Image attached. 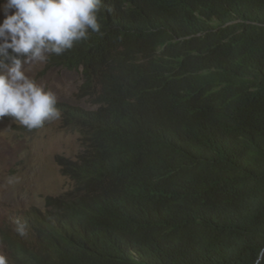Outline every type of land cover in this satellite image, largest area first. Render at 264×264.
<instances>
[{
	"label": "trees",
	"instance_id": "1",
	"mask_svg": "<svg viewBox=\"0 0 264 264\" xmlns=\"http://www.w3.org/2000/svg\"><path fill=\"white\" fill-rule=\"evenodd\" d=\"M157 24L143 39L102 18L99 32L53 54L83 67L94 103L136 85L135 100L154 108L130 131L103 122L102 109L66 108L85 147L67 172L76 191L44 214L42 237L17 248L19 264H70L52 219L86 223L102 264H264V0H170ZM108 56L141 59L145 73ZM114 190L124 220L110 206Z\"/></svg>",
	"mask_w": 264,
	"mask_h": 264
},
{
	"label": "clouds",
	"instance_id": "2",
	"mask_svg": "<svg viewBox=\"0 0 264 264\" xmlns=\"http://www.w3.org/2000/svg\"><path fill=\"white\" fill-rule=\"evenodd\" d=\"M169 3L170 0H4L0 4V15L3 16L0 20V118L12 122L28 134L57 121L60 128L75 131L81 144V150L74 158H56L58 171L72 183L71 189L45 195L26 208L5 210L0 229V250L4 253L0 254V264H19L15 255L17 248L42 237L50 225L44 214L53 209L54 202L67 199L76 191V180L67 172L85 147L81 134L65 122L66 108L84 111L102 109V121L117 122L120 131L135 129L142 114L154 108L135 100L139 92L136 85L126 86L125 95L120 100L94 103L82 90L85 82L83 67L65 68L52 59L53 54L61 55L76 42L87 39L90 32H99L102 18L117 21L124 27L130 23L143 39H153L158 33L157 19L167 13ZM36 63H45L41 72L52 67L80 72L81 84L74 94L77 104L57 102L53 91L27 75L25 65ZM106 64L120 66L129 74L145 73L141 59L120 61L108 56ZM19 181L20 177L15 175L7 178L8 185L18 184ZM110 206L118 218L124 220L129 216L116 190L110 198ZM31 212L34 216L26 221L25 214ZM35 217L38 218L33 221ZM9 222L15 226L11 245L7 246L2 235ZM51 222L60 234L58 240L70 264H102L86 223L68 224L59 219H52ZM26 224H29L28 228Z\"/></svg>",
	"mask_w": 264,
	"mask_h": 264
},
{
	"label": "rangeland",
	"instance_id": "3",
	"mask_svg": "<svg viewBox=\"0 0 264 264\" xmlns=\"http://www.w3.org/2000/svg\"><path fill=\"white\" fill-rule=\"evenodd\" d=\"M3 2L0 0V4ZM44 64H26V74L53 91L57 102L77 104L74 94L81 84L80 72L60 67L41 72ZM58 125L54 121L28 134L16 128L12 122L0 118V229L7 208H26L45 195L71 189L72 183L58 171L56 158H74L80 152L81 144L75 131L62 129ZM12 175L20 177L18 184H7V178Z\"/></svg>",
	"mask_w": 264,
	"mask_h": 264
},
{
	"label": "bare ground",
	"instance_id": "4",
	"mask_svg": "<svg viewBox=\"0 0 264 264\" xmlns=\"http://www.w3.org/2000/svg\"><path fill=\"white\" fill-rule=\"evenodd\" d=\"M132 27V26H131Z\"/></svg>",
	"mask_w": 264,
	"mask_h": 264
}]
</instances>
